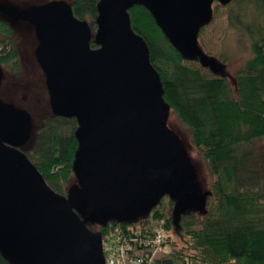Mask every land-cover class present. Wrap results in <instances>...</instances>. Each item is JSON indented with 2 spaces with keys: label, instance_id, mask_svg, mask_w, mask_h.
Segmentation results:
<instances>
[{
  "label": "water",
  "instance_id": "1",
  "mask_svg": "<svg viewBox=\"0 0 264 264\" xmlns=\"http://www.w3.org/2000/svg\"><path fill=\"white\" fill-rule=\"evenodd\" d=\"M135 1L172 38L184 40L174 35L181 32L195 42L201 0H103L97 51H87V31L68 7L52 5L37 27L53 115L80 125L74 176L82 188L67 200L52 193L13 148L25 139L27 117L0 106V253L11 264H103L102 241L77 207L93 201L128 213L189 185L176 138L160 126L167 112L158 78L123 13Z\"/></svg>",
  "mask_w": 264,
  "mask_h": 264
},
{
  "label": "trees",
  "instance_id": "2",
  "mask_svg": "<svg viewBox=\"0 0 264 264\" xmlns=\"http://www.w3.org/2000/svg\"><path fill=\"white\" fill-rule=\"evenodd\" d=\"M103 0H71V18L87 31V51L101 48L98 38ZM195 15L194 41L200 53L172 38L143 4L135 1L123 10L130 31L143 43L155 72L168 117L186 130L210 178L204 210L172 216L174 201L163 194L138 221L109 218L97 229L86 228L104 241L119 227L124 233L162 228L172 253L158 264H264V0H203ZM253 13L250 23L248 14ZM231 31L246 37L248 56L227 77L204 63L201 56L225 64V49L206 37ZM0 66L17 64L10 28L0 26ZM207 41L212 43L206 44ZM223 42V40H222ZM80 125L75 117L51 115L36 129L31 152L24 156L55 195L67 200L74 176ZM76 192V191H75ZM78 218L81 216L74 210ZM95 232V233H94ZM0 264H11L0 253Z\"/></svg>",
  "mask_w": 264,
  "mask_h": 264
},
{
  "label": "rangeland",
  "instance_id": "3",
  "mask_svg": "<svg viewBox=\"0 0 264 264\" xmlns=\"http://www.w3.org/2000/svg\"><path fill=\"white\" fill-rule=\"evenodd\" d=\"M71 0H0V20H3L10 28V36L13 47L17 52V64L14 69L10 67L0 68V106L9 107L11 110L25 115L28 119L25 139L13 147L22 154L31 152L34 144L36 129L39 128L44 118L53 115V109L46 86V78L38 62V51L42 44L37 35V27L46 15V11L54 4H60L68 7ZM207 1V0H206ZM200 4L208 5L203 0ZM200 9L193 14L194 24ZM253 13L248 14L246 19L250 23ZM195 26V25H194ZM220 33L208 35L206 37L213 41H207L206 44L217 43L215 49L223 48L228 54L227 63L223 64L219 60L211 57L201 56L204 63H208L218 73L225 75L232 87H234L233 74L243 64V59L248 56L249 42L246 37L238 40L234 33L224 32L225 26H219ZM174 35L182 36L184 45L188 50L199 52L195 42L181 32H175ZM1 37V35H0ZM185 37V38H184ZM223 40V42H222ZM194 44V45H193ZM165 117V118H164ZM162 118L161 128L175 136L176 141L181 149V160L188 171L189 185L171 189L173 193L174 207L172 216L176 220L184 213L197 212L204 210L205 201L209 195L210 178L208 176L204 162L199 154L191 146L189 136L186 130L173 117L164 115ZM255 148L264 147V140L256 142ZM10 148V145L6 144ZM12 148V147H11ZM76 182L71 180L68 188L69 195L72 196L76 188ZM184 188V189H183ZM104 204V203H103ZM96 202L77 207L76 212L81 216L85 223L97 229L99 224L104 223L109 218H116L119 221L138 222L146 216V207L132 210L128 213H120L114 205L109 204L106 207L95 208ZM171 256V254H170ZM169 256V257H170ZM168 258V257H167Z\"/></svg>",
  "mask_w": 264,
  "mask_h": 264
},
{
  "label": "built area",
  "instance_id": "4",
  "mask_svg": "<svg viewBox=\"0 0 264 264\" xmlns=\"http://www.w3.org/2000/svg\"><path fill=\"white\" fill-rule=\"evenodd\" d=\"M171 253V244L160 227L133 233L116 227L101 242L103 264H158Z\"/></svg>",
  "mask_w": 264,
  "mask_h": 264
},
{
  "label": "flooded vegetation",
  "instance_id": "5",
  "mask_svg": "<svg viewBox=\"0 0 264 264\" xmlns=\"http://www.w3.org/2000/svg\"><path fill=\"white\" fill-rule=\"evenodd\" d=\"M1 25H4V27H7L8 25L3 21V20H0V26ZM0 35H1V37H0V46L1 45H3V42L5 41L4 39V35L0 32ZM1 67H10V66H0V68ZM10 69L12 70V68L10 67ZM91 228V227H90ZM95 233V232H94Z\"/></svg>",
  "mask_w": 264,
  "mask_h": 264
}]
</instances>
